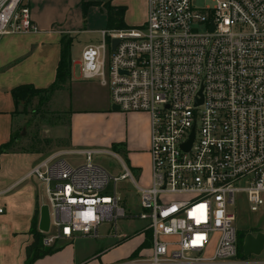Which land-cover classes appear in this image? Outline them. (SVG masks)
Masks as SVG:
<instances>
[{
	"label": "built area",
	"instance_id": "obj_1",
	"mask_svg": "<svg viewBox=\"0 0 264 264\" xmlns=\"http://www.w3.org/2000/svg\"><path fill=\"white\" fill-rule=\"evenodd\" d=\"M38 31L29 0H0V37ZM100 33L101 42L72 64L81 80L108 89L111 107L149 116V184L139 186L124 163L112 177L93 162L94 155L115 157L111 151L67 152L84 157L76 165L57 154L39 160L24 178L44 187L54 234L43 244L96 237L103 223L116 230L134 218L147 225L149 234H140L149 241V264H243L235 196L245 195L250 212L264 208V0L203 8L146 0L143 24ZM120 182L139 195L135 216L116 193Z\"/></svg>",
	"mask_w": 264,
	"mask_h": 264
},
{
	"label": "crops",
	"instance_id": "obj_2",
	"mask_svg": "<svg viewBox=\"0 0 264 264\" xmlns=\"http://www.w3.org/2000/svg\"><path fill=\"white\" fill-rule=\"evenodd\" d=\"M50 1L29 0L31 19L37 25L38 32L0 37V146L9 141L14 113L19 106H15L11 90L20 85H32L36 89L48 88L55 80L61 37L67 35L72 39L68 92L71 95V90L76 86L80 88V94L87 98L81 107L70 103L62 110L69 114V150L111 151L121 164H125L119 155L122 153L133 163L129 167L132 173L138 175L143 158L150 164L149 116L144 113L113 112L106 87L99 84L104 90L98 91L92 85L81 83L80 77H74L72 50L74 35L78 31L65 28L67 26L46 17ZM91 2H99L101 5L109 2L111 7H124L123 21L128 27L139 26L146 18V0ZM97 119L114 121L119 129L113 130L107 140H98L92 127ZM95 144L102 147L91 148ZM39 160L40 155L33 152L12 150L0 155V207L4 211L0 215L1 264L25 263V248L32 242L29 233L31 222L37 216L38 203H46L40 191L43 185L35 178H24ZM125 222L120 220L116 230L111 224L103 223L98 227L96 237L76 234L72 239H57L56 247H60V250L35 260L33 264H149V249L139 250L144 241L143 236L135 231L139 239L131 231L124 230L121 224ZM51 231L53 235L54 230Z\"/></svg>",
	"mask_w": 264,
	"mask_h": 264
},
{
	"label": "rangeland",
	"instance_id": "obj_3",
	"mask_svg": "<svg viewBox=\"0 0 264 264\" xmlns=\"http://www.w3.org/2000/svg\"><path fill=\"white\" fill-rule=\"evenodd\" d=\"M90 1L102 0H51L48 4V9H46V17L55 20L57 24L62 23L67 26L65 28L78 31L74 35V48L72 50V60L74 62L79 61L83 46L98 45L101 42L100 32L106 28V8L103 5L101 7L89 5ZM192 3L196 8H203L204 6H212L214 0H192ZM72 73L75 78L79 77L78 65L72 64ZM80 81H82L81 83L92 85L98 91L104 90L96 81ZM68 84L69 82L53 92L52 90H45L29 100L19 103L14 113L11 131L14 137L13 150L37 153L40 155V159L57 154L71 165L80 164L84 161L83 156L67 154L70 151V121L68 112L62 110L70 103L81 107L87 102V98L80 94V88L76 86H74V89L71 90V95H69ZM92 127L93 133H95L98 140H107L113 130L119 129V125L114 121L104 122L100 119L94 121ZM99 147L102 146L95 144L91 148ZM113 151L116 152L115 150ZM119 155L128 167L133 165L130 160L125 158L124 154L121 153ZM93 162L105 169L112 177L119 174L122 169L119 160L110 154L94 155ZM139 169L140 173L135 175V178L137 179L139 176V186L146 187L150 180V164L145 158L142 159ZM53 185L54 183L51 184L52 187ZM113 189L114 184L111 181L105 190V194L112 195ZM40 191L46 199L44 187ZM116 193L122 199L124 206L133 213V216L140 212L139 195L132 184L128 182L118 183L116 185ZM40 206L39 202L37 205V223ZM231 210L236 215L234 225L238 236H245L249 232L252 235L257 233L264 234V208L256 213L250 212L245 195L237 194L235 196V204L231 207ZM125 221V223L121 224L122 227L126 231H131L133 236L140 239L134 233L135 231L149 234V232H146V223L134 218ZM51 233L52 231L49 235L44 234V238L51 236ZM57 242H54V246H57ZM240 243L243 244V242L239 241L238 249ZM189 257L192 256L189 255ZM241 263L264 264V248L259 255H250Z\"/></svg>",
	"mask_w": 264,
	"mask_h": 264
},
{
	"label": "trees",
	"instance_id": "obj_4",
	"mask_svg": "<svg viewBox=\"0 0 264 264\" xmlns=\"http://www.w3.org/2000/svg\"><path fill=\"white\" fill-rule=\"evenodd\" d=\"M89 5L101 6L99 2H91ZM103 7L106 8L107 18H106V28L105 29H126L128 26L123 21L124 7H111L109 2L103 4ZM71 43L72 39L67 35L61 37V49H60V58L56 68L55 80L54 82L46 89H36L32 85H20L11 90V96L15 103V106L19 103L25 102L30 98L36 96L40 92L45 90L55 91L58 88H61L71 79ZM13 140L14 137L10 135L9 141L3 143L0 146V155L13 150ZM29 233L32 236V242L25 248V263L24 264H33V262L39 258H42L46 255L53 254L60 250V247L54 246V243L51 246H45L43 244L44 234L40 233L37 230V216H35L31 222ZM241 238V239H240ZM244 236H238V242H243ZM149 241L146 239L139 250L143 248H148ZM136 254V253H135ZM134 256V255H133ZM237 259L245 260L246 257L242 252V243L239 245L237 251Z\"/></svg>",
	"mask_w": 264,
	"mask_h": 264
},
{
	"label": "water",
	"instance_id": "obj_5",
	"mask_svg": "<svg viewBox=\"0 0 264 264\" xmlns=\"http://www.w3.org/2000/svg\"><path fill=\"white\" fill-rule=\"evenodd\" d=\"M117 40L111 41V50L114 51ZM113 112H119L118 107L112 106ZM37 230L42 234H47L50 231V212L48 205L43 204L39 208V217ZM242 252L245 257L250 255H259L264 248V234L257 233L256 235H247L243 239Z\"/></svg>",
	"mask_w": 264,
	"mask_h": 264
},
{
	"label": "flooded vegetation",
	"instance_id": "obj_6",
	"mask_svg": "<svg viewBox=\"0 0 264 264\" xmlns=\"http://www.w3.org/2000/svg\"><path fill=\"white\" fill-rule=\"evenodd\" d=\"M247 235H252V234H251V232H249V233H247L245 236H247ZM245 236H244V237H245ZM243 239H244V238H243Z\"/></svg>",
	"mask_w": 264,
	"mask_h": 264
}]
</instances>
